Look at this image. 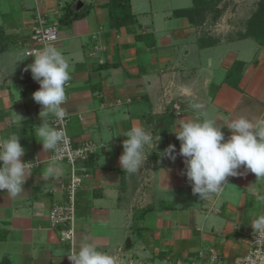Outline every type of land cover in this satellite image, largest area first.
I'll return each mask as SVG.
<instances>
[{
    "label": "crops",
    "instance_id": "obj_1",
    "mask_svg": "<svg viewBox=\"0 0 264 264\" xmlns=\"http://www.w3.org/2000/svg\"><path fill=\"white\" fill-rule=\"evenodd\" d=\"M109 2L0 0V28L8 36L0 53V136L17 133L26 150L22 161H39L21 197L13 200L6 190L0 192V263L70 262L69 245L48 219L51 208L66 201L60 187L67 182L68 168L60 163L58 176L41 177L51 154L34 136V128L42 124V107L32 94L40 85L30 71H23L34 60L25 52L31 47L37 13L58 22L65 11L86 12L58 24L55 47L68 61L71 76L62 105L66 130L75 147L85 142L99 147L80 163L86 173L75 196V243L88 235L99 250L123 263L165 264L208 250L230 262L247 252L254 214L264 213V178L251 172L228 177L231 186L219 197L202 201L181 174L183 157L172 162L159 153L170 144L179 152L180 142L172 132L177 120L206 113L223 127L227 139L231 132L225 117L253 122L264 118V46L236 39L245 23L235 34L222 26L230 8L227 0L218 6L219 18L208 11L202 26L175 16L191 9L193 0H129L137 23L129 28L110 23ZM147 35L152 39H137ZM209 39L217 43L211 46ZM224 46L234 48L212 60L209 50ZM235 61L243 63L239 80L232 77L227 83L225 76ZM193 103L205 109L193 111ZM166 113L172 122L163 148L157 141L156 150L147 149L143 168L135 174L124 172L119 157L125 134L144 126L159 136V119ZM238 171L245 173L243 167Z\"/></svg>",
    "mask_w": 264,
    "mask_h": 264
},
{
    "label": "clouds",
    "instance_id": "obj_2",
    "mask_svg": "<svg viewBox=\"0 0 264 264\" xmlns=\"http://www.w3.org/2000/svg\"><path fill=\"white\" fill-rule=\"evenodd\" d=\"M32 57L33 62L23 71H30L31 78L40 85L39 90L32 94L34 102L42 107L39 114L42 124L34 128V136L42 144L43 150L51 154L41 170V177L48 179L58 176L61 171L62 145L67 137L59 124L67 116L62 105L66 102L65 88L71 79L70 65L62 52L51 44L36 50ZM15 93L19 96L18 92ZM189 108L193 111L204 110L205 105L193 103ZM225 121L231 132L227 139L223 127L214 118H208L206 113L203 117L177 120L172 132L180 142L179 152L175 145L170 144L159 153L161 158L172 162L178 156L183 157L185 170L181 174L186 177L193 195H198L202 201L219 197L231 186L228 177L251 172L257 179L264 178V118L253 122L245 117H225ZM125 135L119 164L124 172L135 174L149 157L147 149L156 150L160 136L153 135L144 126H134ZM19 141L17 133L0 136V192L6 190L7 197L13 200L24 194L23 186L33 170L39 167L38 160L22 161L26 150ZM241 167L245 173L238 171ZM254 215L251 227L264 235V213ZM69 253L67 258L71 264H117L116 257L99 250L88 235L78 243L74 242Z\"/></svg>",
    "mask_w": 264,
    "mask_h": 264
},
{
    "label": "built area",
    "instance_id": "obj_3",
    "mask_svg": "<svg viewBox=\"0 0 264 264\" xmlns=\"http://www.w3.org/2000/svg\"><path fill=\"white\" fill-rule=\"evenodd\" d=\"M38 1L35 0V3L38 4ZM57 41L58 22L55 20L49 22L46 17L37 13L30 35L31 47L25 52V56H33L36 50L42 49L45 45L55 46ZM67 125L68 117L66 116L64 121L59 124V127L65 130L67 137L66 142L62 145L63 155L60 161L68 168L67 182L60 187L66 196V201L54 205L49 212L48 219L53 228H59L60 240L66 242L71 248L75 242V196L86 173L80 163H84L90 156L95 155L99 147L91 142H85L75 147L67 134ZM248 245L249 248L245 254L230 262L223 261L214 250H208L199 251L193 257H183L165 262V264H264V235L255 232L252 228ZM117 264L133 263L127 260L125 263L120 261Z\"/></svg>",
    "mask_w": 264,
    "mask_h": 264
},
{
    "label": "trees",
    "instance_id": "obj_4",
    "mask_svg": "<svg viewBox=\"0 0 264 264\" xmlns=\"http://www.w3.org/2000/svg\"><path fill=\"white\" fill-rule=\"evenodd\" d=\"M221 0L206 2L204 0H193V7L187 10H180L175 13L176 17H185L194 26H202L205 22V15L208 11H212L215 16L213 19H218L221 15L222 10L218 9ZM109 10L110 23L115 28L120 27H131L136 23L135 16L131 13L129 0H110L107 5ZM65 11V15L59 18L58 24L69 23L73 20L79 19L85 16L86 12L79 14H72ZM137 39H152L151 36H137ZM237 40L251 39L260 46H264V0H259L256 4V8L252 11L250 17L245 22L243 32H239L236 35ZM210 45L214 46L217 41L209 39ZM8 41V36L5 35L4 31L0 28V53L4 51L5 47L2 43ZM150 45V43L148 44ZM243 63L235 61L231 67V70L225 76V82L229 83L232 77L235 82L239 80V76L242 71ZM162 127L158 130L160 141L159 149H162L165 142L167 131L172 119L168 113L163 115L160 119ZM91 156L88 158L90 159ZM0 264H8L6 261H2Z\"/></svg>",
    "mask_w": 264,
    "mask_h": 264
},
{
    "label": "rangeland",
    "instance_id": "obj_5",
    "mask_svg": "<svg viewBox=\"0 0 264 264\" xmlns=\"http://www.w3.org/2000/svg\"><path fill=\"white\" fill-rule=\"evenodd\" d=\"M229 5L228 13H226L223 17V23L222 26L229 29L230 33H234L238 30H240V27L244 25L246 20L250 17L252 11L256 8V3L259 0H227ZM239 1V2H238ZM149 0H146V3H148ZM239 3L240 5L238 6ZM143 3V2H142ZM231 5V6H230ZM248 17V18H247ZM165 27L161 28V33L163 34ZM246 45H252L251 42L245 43ZM242 46V45H241ZM234 47H222L218 49H211L209 50L208 54L212 55V60L217 59L218 56L224 57L226 55H229L228 52H231L230 49H233ZM225 54V55H224Z\"/></svg>",
    "mask_w": 264,
    "mask_h": 264
}]
</instances>
